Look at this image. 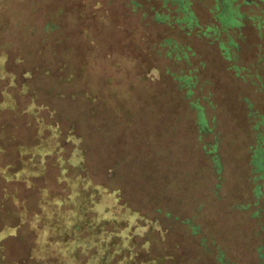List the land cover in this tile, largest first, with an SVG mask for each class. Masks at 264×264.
Instances as JSON below:
<instances>
[{
	"label": "rangeland",
	"instance_id": "1",
	"mask_svg": "<svg viewBox=\"0 0 264 264\" xmlns=\"http://www.w3.org/2000/svg\"><path fill=\"white\" fill-rule=\"evenodd\" d=\"M138 1L132 10L112 0L125 27L100 41L36 1L0 5L11 72L0 76V227L14 219L27 242L44 226L41 203L92 182V199L139 225L140 261L264 264V32L252 16L261 2L233 0L244 25L230 61L212 39L216 0H190V21L177 2ZM48 18L56 27L43 28ZM218 37L228 41L227 30ZM43 119L55 152L19 153L37 144ZM30 161L42 172L4 180ZM61 207L43 232L48 262L71 223L73 205Z\"/></svg>",
	"mask_w": 264,
	"mask_h": 264
},
{
	"label": "trees",
	"instance_id": "2",
	"mask_svg": "<svg viewBox=\"0 0 264 264\" xmlns=\"http://www.w3.org/2000/svg\"><path fill=\"white\" fill-rule=\"evenodd\" d=\"M32 1H36L37 5L54 12L55 17L71 18L70 20L76 29L86 38H92V41H100L103 29L105 31H108V29L121 30L125 27L121 18L117 17L118 13L115 11L117 7L112 0ZM167 2H177V9L184 10L186 13L184 17L189 21L194 19L193 13L189 9L190 0H161L162 5ZM260 2L259 12L256 11L252 15L258 36H261L264 32V0H260ZM232 3L233 0H216V10L218 11L214 13L213 18L214 22L218 23L213 24L212 28L207 27V29H212L214 34L213 43H218V48L222 51L221 55L224 59L230 61L234 60V54H237V51L241 48L236 38H243L241 27L244 25L243 14L238 11L236 6L231 5ZM2 4L7 3L5 0H1L0 5ZM137 5H139L138 0H125V8L130 7L134 10ZM167 16L165 13H155L153 18L163 21L167 20ZM79 22L87 23L86 27L81 28ZM56 25V20L48 18L43 28L51 29ZM226 30L229 39L225 42L218 35L220 31ZM229 31L231 34L228 33ZM143 39L144 37L141 38V40ZM9 50L8 43L0 40V76L11 74L7 67ZM227 68L237 67L234 63H228ZM0 103H3V101ZM40 124L41 127L38 126V128L43 130L44 127H51L52 122L47 123L43 119ZM42 130L37 131L36 135L39 141L36 145L23 147L17 144L19 153L31 151L32 155H44L55 152L56 149L52 139H48V136L43 137ZM29 167H31L30 170L26 167L25 169L14 167L15 170H6L3 178L6 181L16 180L15 178L21 177L25 171L35 174L41 173L44 168L41 164L38 168L40 171L36 172L32 169L36 167L32 161L29 162ZM60 168H63V166H60ZM68 189L67 193H55L54 196L41 203V211L36 219L41 220L44 226L41 229H35L36 231L31 230L27 242L23 240L21 243L22 234L14 223V219H12L11 224L0 227V264L10 262L11 264H175L174 258L169 255L153 256L148 253L146 259L138 260L136 236L140 234L139 225L137 223L130 224L126 214L112 211L108 202L92 199L91 195L97 191V184L90 182L83 188L75 189L69 185ZM73 192L75 195H71ZM62 203L66 206L73 205L71 223L62 227L61 240L64 244L61 250L64 252L61 253L57 262H48L45 259L48 258L49 251L45 249L43 232L48 225L54 226L55 222L52 218L57 219L66 213L65 208L61 207ZM132 213L135 215L134 211L128 212V214ZM34 221L36 220L33 219ZM16 240H18V244L15 248L12 245L13 241L16 242Z\"/></svg>",
	"mask_w": 264,
	"mask_h": 264
}]
</instances>
